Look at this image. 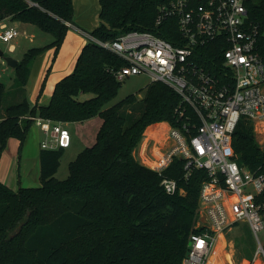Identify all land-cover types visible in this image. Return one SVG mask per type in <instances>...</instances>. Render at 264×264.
Wrapping results in <instances>:
<instances>
[{
	"label": "trees",
	"instance_id": "16d2710c",
	"mask_svg": "<svg viewBox=\"0 0 264 264\" xmlns=\"http://www.w3.org/2000/svg\"><path fill=\"white\" fill-rule=\"evenodd\" d=\"M99 25L90 34L111 40L132 31H149L170 42L178 36L174 19L156 26L157 0H98ZM264 14V1L261 5ZM71 0H0V22L17 21L49 32L54 39L44 47L24 52L15 66L16 93L22 94L35 58L45 48L57 54L72 22ZM214 60L220 61L218 53ZM209 66L211 60L201 61ZM122 61L87 42L71 73L58 80L46 104L31 105L26 96L0 111V157L9 139L21 149L32 121L29 116L54 123L102 120L91 146L68 163V175H54L64 148L40 149V185L13 190L0 181V264H181L194 228L202 169L185 179L184 161L174 157L160 173L132 155L143 133L163 138L175 124L178 96L160 82L148 83L142 98L130 94L110 106L121 82L113 74ZM44 81L41 84V94ZM5 88L0 83V106ZM82 94H90L81 99ZM233 158L249 169L264 171V150L252 124L240 119L232 136ZM177 181L167 194L162 178ZM24 222L12 238L9 234ZM214 254L219 259V253ZM252 258V253H251Z\"/></svg>",
	"mask_w": 264,
	"mask_h": 264
},
{
	"label": "built area",
	"instance_id": "2783aa9c",
	"mask_svg": "<svg viewBox=\"0 0 264 264\" xmlns=\"http://www.w3.org/2000/svg\"><path fill=\"white\" fill-rule=\"evenodd\" d=\"M157 1L154 23L174 19L179 32L174 42L137 30L100 40L70 22L65 25L122 61L111 69L118 82L144 74L149 83H163L179 98L175 124H168L160 142L148 136L168 145L163 153L155 151L162 154L158 166L146 167L160 173L178 157L184 161L185 179L193 169L206 172L195 226L201 231L189 236L181 264H207L218 235L240 221L248 225L256 242L254 256L264 264V171L240 165L231 149L240 119L264 130V0ZM0 29L3 42L18 34L14 26ZM208 53H218L220 61L207 58ZM208 59L207 67L201 61ZM27 118L47 136L41 149L69 145L70 134L60 123ZM160 184L167 194L178 189L175 179L164 177Z\"/></svg>",
	"mask_w": 264,
	"mask_h": 264
},
{
	"label": "rangeland",
	"instance_id": "374dc122",
	"mask_svg": "<svg viewBox=\"0 0 264 264\" xmlns=\"http://www.w3.org/2000/svg\"><path fill=\"white\" fill-rule=\"evenodd\" d=\"M73 1L75 2L76 7L77 3H79V1L81 2L77 10L73 9L72 24H76L81 29L91 32L100 23L99 1ZM6 23L12 24L16 28L18 27V34L8 42L0 40V50L5 56H10L17 61L21 60L24 52H26L29 48L44 47L54 39V36L51 33L42 31L34 25H28L24 30H22L21 24L17 21L8 20ZM76 30L77 29H74L73 27H68L66 35L56 55H54L52 48H45L35 58L30 71V85L33 80L37 83L38 88L37 92L32 94L29 98L24 92H22V94H20L21 92L16 93L17 88L14 85L15 69L7 66L3 58L0 57V83H2L5 88V94L0 106V111L8 105L16 103L23 96H26L28 102L31 105H34L38 102L40 97L46 95L47 91L52 93L55 80L60 75L57 70V65L73 62L72 69L70 70L71 72L73 71L81 46L88 42V39ZM11 45H14L12 50L10 49ZM43 81L44 85L39 96L40 87ZM148 83L149 78L144 74H138L126 78L123 82H121L116 97L108 104V106L117 103L130 94L136 95L138 99L142 98ZM28 90H30V86ZM19 94L21 98H19ZM89 96L90 94H82L80 98L85 99ZM101 122L102 120L100 117L95 116L82 122H74V125L69 124L66 126L70 134H75H72L70 147L67 146L68 148H64V153L60 159V165L54 175L58 180L65 179L67 177L68 163L74 160L78 152L94 143L96 133L101 125ZM146 131L143 133L137 146L132 150V155L134 159L142 165L157 167L158 165L155 163H157V160L160 159L162 154H156L155 151H161L163 153V148L168 145V141H164L162 145H158L159 143L156 140L148 137ZM253 132L257 143L264 148V130L260 128L259 125L254 124ZM46 138L47 136L44 132L40 131L39 137L37 138L38 142L42 139L45 140ZM10 140L14 141L15 139ZM13 151L14 149L12 147V152ZM2 154H5V157L0 161V169L8 163V157L6 154H10V152L4 150ZM198 207L195 215L194 228L198 223ZM261 240L263 241L262 237ZM215 250L219 253V259L214 257ZM255 251L256 242L253 234L251 233L248 225L245 222L240 221L232 226V230H226L224 232V237L221 234L218 235L214 250L207 264H251V253H254ZM226 256L229 258H226ZM252 264H259V262L255 261Z\"/></svg>",
	"mask_w": 264,
	"mask_h": 264
},
{
	"label": "crops",
	"instance_id": "0c3cea01",
	"mask_svg": "<svg viewBox=\"0 0 264 264\" xmlns=\"http://www.w3.org/2000/svg\"><path fill=\"white\" fill-rule=\"evenodd\" d=\"M71 1H72V5L74 7L73 9L77 10L79 8L81 1L76 0V1H79V3H77V7L75 6V2L73 0H71ZM7 21L8 20L0 22V26H2V25L14 26L12 24L6 23ZM74 25L76 27H78L76 24H74ZM21 26H22L21 27L22 30H24L28 25L21 24ZM78 28H80V27H78ZM85 44L86 43H84L81 46V48L78 52V55H79L82 47ZM13 48H14V45H11L10 49L12 50ZM53 51H54V49H53ZM78 55H77V57H78ZM72 65H73V62H68V63H64V64L62 63L61 65H57L58 66L57 70L59 71L60 75L56 78L55 83L58 80H60L63 76L71 73L70 70L72 69ZM31 68H32V66H31ZM31 68H30V71H31ZM30 71H29V75H28L27 82L25 85V91H26L25 93H26V96L28 98L30 96H32V94L36 93L37 88H38L37 83L34 82L33 80L31 81L32 83L30 85V80H31ZM29 86H30V90H28ZM53 88H54V86H53ZM51 95H52V93L47 91L45 96L40 97V99L38 100V103L39 104L48 103ZM60 124L63 128L67 129L66 126H68L69 124L74 125V122H61ZM40 131H41V129L39 127L32 124L29 128V131L27 133L25 141H24L20 150H18V148H19V141L18 140L15 139L14 141H11L9 139V141H8V144H7L5 151H9L10 154H6V156L8 157V163H6L5 166H3L0 169V181L5 183L7 186L11 187L12 189H17L18 187H32V186L37 187L40 185V181H39V173H40L39 152L41 149L40 144L43 141V139L40 140L39 142L37 140V138L39 137ZM72 134H70V143H69L68 147H70L71 142H72ZM11 139H13V138H11ZM12 147L14 149L13 152H12ZM4 157H5V154H2L0 157V161H1V159L3 160ZM221 235L224 237V233ZM254 253H252V258H251L252 263L257 261V262H259V264H263L262 259L258 256H254Z\"/></svg>",
	"mask_w": 264,
	"mask_h": 264
},
{
	"label": "water",
	"instance_id": "95a60500",
	"mask_svg": "<svg viewBox=\"0 0 264 264\" xmlns=\"http://www.w3.org/2000/svg\"><path fill=\"white\" fill-rule=\"evenodd\" d=\"M0 57H2L3 60H4V62L6 63V65L9 66V67H11V68H15V66L18 63V61L15 60L14 58H12L10 56H5L1 50H0ZM13 190H17V189H13ZM23 224H24V222H20L18 224V226L9 234V238L14 237L20 231V229H21V227H22Z\"/></svg>",
	"mask_w": 264,
	"mask_h": 264
},
{
	"label": "bare ground",
	"instance_id": "6f19581e",
	"mask_svg": "<svg viewBox=\"0 0 264 264\" xmlns=\"http://www.w3.org/2000/svg\"><path fill=\"white\" fill-rule=\"evenodd\" d=\"M226 258H229L228 256H226Z\"/></svg>",
	"mask_w": 264,
	"mask_h": 264
}]
</instances>
